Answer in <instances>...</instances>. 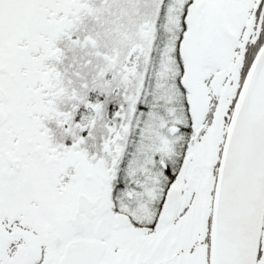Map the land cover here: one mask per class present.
<instances>
[{
	"label": "snow or ice",
	"instance_id": "obj_1",
	"mask_svg": "<svg viewBox=\"0 0 264 264\" xmlns=\"http://www.w3.org/2000/svg\"><path fill=\"white\" fill-rule=\"evenodd\" d=\"M0 264H264V0H0Z\"/></svg>",
	"mask_w": 264,
	"mask_h": 264
}]
</instances>
